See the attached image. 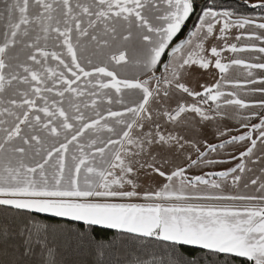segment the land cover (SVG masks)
<instances>
[{"label": "snow or ice", "instance_id": "obj_1", "mask_svg": "<svg viewBox=\"0 0 264 264\" xmlns=\"http://www.w3.org/2000/svg\"><path fill=\"white\" fill-rule=\"evenodd\" d=\"M68 249L264 264V0H0V264Z\"/></svg>", "mask_w": 264, "mask_h": 264}, {"label": "trees", "instance_id": "obj_2", "mask_svg": "<svg viewBox=\"0 0 264 264\" xmlns=\"http://www.w3.org/2000/svg\"><path fill=\"white\" fill-rule=\"evenodd\" d=\"M224 3L226 4H235L237 3V0H224ZM248 11H251L250 9ZM190 26V23H189ZM185 32L187 31V28L184 30ZM36 217L44 222L51 223V224H62V225H67L70 224V226L74 229L79 228L81 230L86 229L88 226L84 225L82 222H76V221H71L69 222L65 218H59V217H52L48 214H35ZM93 235L97 237V239L100 238H112L117 235V230H108V229H102L100 226H94V231ZM199 255L200 253H195ZM62 256L64 259L70 262H76V261H87L88 264H91V257L88 256H83V255H78L74 253L71 249L68 250H62ZM201 264H204L202 261ZM236 264H241V261L239 259L236 260Z\"/></svg>", "mask_w": 264, "mask_h": 264}, {"label": "crops", "instance_id": "obj_3", "mask_svg": "<svg viewBox=\"0 0 264 264\" xmlns=\"http://www.w3.org/2000/svg\"><path fill=\"white\" fill-rule=\"evenodd\" d=\"M235 34H236V30H233L232 35H235ZM230 42H235V41H234V40H231V38H230ZM230 55H232V54H231V53H225V56H226V57H227V56H230ZM237 71H240V70H237ZM213 75H215V74H214V73L211 74V75L205 74V75L203 76V78H202V82H203V81L211 82V80H212V76H213ZM254 122H255V121H254ZM229 124H230L231 127H233L234 130H238L239 132L244 131V129L240 128L239 124H238L236 121H231V122H229ZM234 134H237V133L234 131ZM209 136H211L210 133H209ZM240 150H243V146H242V145H238V146L236 147V149H235V151H236L237 154H238V151H240ZM230 151H231V149H230ZM231 166H233V165L228 164V165L217 166V167H216V170H222L223 168L231 167ZM249 167H253V168H254V172H255L256 174H259V172H258L259 165H255V166H253V165L250 164ZM208 170H211V169H205V171H208ZM198 171H199V170H197V172H198ZM48 215H49V214H48ZM65 219H67V218H65Z\"/></svg>", "mask_w": 264, "mask_h": 264}, {"label": "rangeland", "instance_id": "obj_4", "mask_svg": "<svg viewBox=\"0 0 264 264\" xmlns=\"http://www.w3.org/2000/svg\"><path fill=\"white\" fill-rule=\"evenodd\" d=\"M231 150H232V149H231ZM211 170H213V169H211ZM214 170H216V168H215Z\"/></svg>", "mask_w": 264, "mask_h": 264}]
</instances>
